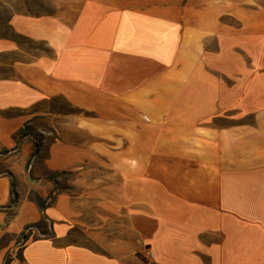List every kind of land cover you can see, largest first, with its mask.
Wrapping results in <instances>:
<instances>
[{"label":"crops","instance_id":"0c3cea01","mask_svg":"<svg viewBox=\"0 0 264 264\" xmlns=\"http://www.w3.org/2000/svg\"><path fill=\"white\" fill-rule=\"evenodd\" d=\"M0 264H264V0H0Z\"/></svg>","mask_w":264,"mask_h":264},{"label":"rangeland","instance_id":"374dc122","mask_svg":"<svg viewBox=\"0 0 264 264\" xmlns=\"http://www.w3.org/2000/svg\"><path fill=\"white\" fill-rule=\"evenodd\" d=\"M42 110H45L49 113V115H43V116H37L27 125H25V129L23 130L22 134L25 132H29L32 134L35 138V141H37V147H42L44 144H50L55 141V139L59 136L58 129L60 127V122L63 119L64 116H75V115H82L87 118L92 117V113L84 112L80 109L72 107L70 104L66 103L64 100L60 98L52 99L50 103L46 106V108H42ZM58 128V129H57ZM61 176H66L62 174ZM62 179H66L65 177ZM35 230V229H34ZM38 232L39 230L36 229ZM25 236H29L28 234H24ZM19 239V242L23 240L22 236ZM118 235V234H117ZM77 240H82L84 242H88L87 238L84 234H81L80 232L76 233V236L74 237ZM18 247V245H17ZM21 247V246H20ZM17 254L20 253L19 251L16 252Z\"/></svg>","mask_w":264,"mask_h":264},{"label":"trees","instance_id":"16d2710c","mask_svg":"<svg viewBox=\"0 0 264 264\" xmlns=\"http://www.w3.org/2000/svg\"><path fill=\"white\" fill-rule=\"evenodd\" d=\"M13 188H14V184H13ZM43 205V203H41V206ZM43 224H39V225H31L29 226L28 228H35V229H38L39 230V233L42 234V235H45L46 232L43 230Z\"/></svg>","mask_w":264,"mask_h":264},{"label":"built area","instance_id":"2783aa9c","mask_svg":"<svg viewBox=\"0 0 264 264\" xmlns=\"http://www.w3.org/2000/svg\"><path fill=\"white\" fill-rule=\"evenodd\" d=\"M35 228H27V230L25 231V234L27 235H30V233L32 232V230H34ZM36 230V229H35ZM37 234L40 235V233L36 230ZM41 236H44V235H41ZM24 243V240H22L21 242L18 243V247L22 246Z\"/></svg>","mask_w":264,"mask_h":264}]
</instances>
